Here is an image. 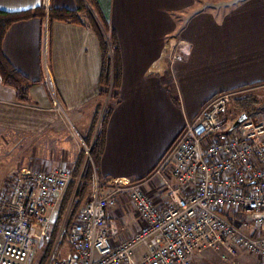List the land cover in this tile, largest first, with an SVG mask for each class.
Returning <instances> with one entry per match:
<instances>
[{
    "label": "crops",
    "instance_id": "1",
    "mask_svg": "<svg viewBox=\"0 0 264 264\" xmlns=\"http://www.w3.org/2000/svg\"><path fill=\"white\" fill-rule=\"evenodd\" d=\"M42 4L0 0V9ZM48 5L74 10L77 1L48 0ZM88 6L115 35L119 79L113 95H100L102 53L88 25L46 17L14 23L4 35L2 53L33 84L27 102H19L0 77V133L7 140L2 139L9 141V153L25 142L22 164L46 169L51 159L73 156L59 138L60 133L69 136L68 127L52 110L51 89L83 133L72 137L78 147L87 141L92 148L97 118L108 107L96 175L100 181H130L147 190L154 186L151 194L165 204L155 170L204 103L219 93L264 86V0H94ZM179 39L190 43L189 55L167 60L166 46ZM109 209V237L130 236L137 217H120L121 209ZM203 258L192 254L191 263Z\"/></svg>",
    "mask_w": 264,
    "mask_h": 264
},
{
    "label": "built area",
    "instance_id": "2",
    "mask_svg": "<svg viewBox=\"0 0 264 264\" xmlns=\"http://www.w3.org/2000/svg\"><path fill=\"white\" fill-rule=\"evenodd\" d=\"M190 50V43L179 39L173 61H182ZM51 92L52 110L64 119L65 110ZM231 94L207 100L156 168L167 191L166 206L130 181H111L115 188L105 194L95 183L67 233V253L59 257L54 246L46 264H192V254L211 250L227 260L238 249L264 264V121L246 117L231 129L225 119ZM71 175L68 165L22 169L7 191L0 190V264H32L38 248L53 241L52 218ZM122 191L140 226L113 241L107 210ZM237 211L247 212L251 224L231 219L230 212Z\"/></svg>",
    "mask_w": 264,
    "mask_h": 264
},
{
    "label": "rangeland",
    "instance_id": "3",
    "mask_svg": "<svg viewBox=\"0 0 264 264\" xmlns=\"http://www.w3.org/2000/svg\"><path fill=\"white\" fill-rule=\"evenodd\" d=\"M46 5H48V0H44V4H42V6L45 7V9L49 7V5L48 6ZM88 5L89 4H87L86 6ZM88 7H89L88 8L89 11L93 14V16L95 15L94 17H97L96 14H94V10H91L90 6ZM81 19L83 21H86L87 20L86 14L84 13L81 14ZM175 44L176 42L170 43L168 46H166L164 55L165 58L169 61H173L172 54ZM256 87L257 88L248 89V90L243 89L240 91H235L234 93H232L230 96L227 97L225 119L228 123H232L241 113H245L244 111L245 109L240 105V102H244L247 100H249L252 104L251 105L252 110L249 113L250 115L248 116V118H251L252 120L255 121H264V86L262 87L256 86ZM66 113L69 116L68 112ZM97 119L98 121H101L102 114ZM63 121L67 124L68 127L67 133L69 134V136L60 133L59 138L63 139L64 143H66L70 153L73 156H71L70 159L67 158L51 159V161H53L54 163L52 164V166H48L46 169L36 165L29 166V165H24L25 163L22 164L23 159H20L21 157L20 155L24 154L25 142H20L16 147V150L9 153L10 151L9 141L6 142L3 141L2 135H4V133L3 134L0 133V190L7 191V188L13 183L14 178L21 172L22 169L45 171L53 167L66 166V165L72 168V175L70 181L68 182L64 191L62 192L57 210L52 218L53 242L49 244V247L47 246L48 244L47 245L43 244L38 248L36 257L32 262V264H46L47 259L50 255L49 251L52 252L54 246L57 247L56 255H58L59 257H63L67 253L69 249V247L66 245L67 233L71 228L72 224L77 221V218L82 211V207L84 203L91 196L94 190L95 183L98 185L100 193L102 194H105L115 188L112 182L100 181L98 175H96V171L93 170L91 147L89 146L88 142L84 141V144L83 142L82 143L80 142L79 143L80 148H79L73 141L72 137L77 138L78 137L77 133L83 136L80 127L77 124H75L76 122L69 120L68 117H65ZM4 138L7 140V136L4 135ZM49 144L52 145L53 142L51 141L49 142ZM87 148H88V154H86L85 152ZM15 153H16V157H15ZM157 168H159V166ZM88 170H90V175L92 176L91 180H89L88 177L84 178L82 176V174ZM94 171H95V175H94ZM155 177L156 179L160 180V183H158L159 185H157L158 186L157 189L160 190L159 188H161V190H163L164 193L167 195V191L163 185L162 180L158 176ZM155 177L152 180V182L156 180ZM141 189L144 192L152 195L151 196L152 199L156 204H158L155 197L153 196L155 195L154 192L153 194H151L153 190H156L154 186H152L149 190L144 188ZM167 202H168V198H167ZM167 202L165 204H158V205L163 207L166 206ZM118 204H120L119 209H121L120 217H122L123 215L125 217L127 216L132 217L133 219L135 217L136 219L138 214L133 208L127 192L122 191L117 195V205ZM117 205L115 206L113 205L114 207L111 206L114 208V209L112 208L113 210L109 209L111 210V213H114L116 210L119 212V209H116ZM229 216H232L230 217L231 219L244 221L245 225L251 224V219L247 214V212H243V211H237L234 213L230 212ZM137 221H139L138 218ZM106 225H107V221H106ZM139 226L140 223H137L135 227V231L136 229H138ZM46 249H50V250L47 251ZM202 256L204 257L203 262L198 261L197 264H259L258 257L253 256L242 249H238L236 255L233 257H229L227 260H222L218 253L212 252L211 250H206L202 252Z\"/></svg>",
    "mask_w": 264,
    "mask_h": 264
},
{
    "label": "trees",
    "instance_id": "4",
    "mask_svg": "<svg viewBox=\"0 0 264 264\" xmlns=\"http://www.w3.org/2000/svg\"><path fill=\"white\" fill-rule=\"evenodd\" d=\"M77 6L74 10H69L63 7L38 6L35 8L24 9L19 11H5L0 9V77L5 86L12 87L16 92V97L19 102H27L28 89L33 84L28 81L18 70H16L5 58L2 53V41L6 31L14 23L29 20L31 18L46 17L48 20L62 21L74 24L88 25L98 37L101 53H102V67L99 79L100 95H113V88H116L119 79V61L117 54V44L114 32L108 26L107 22L96 13L97 17L89 11L87 4L93 5L94 0H76ZM87 3V4H86ZM86 14V21L81 19V14ZM112 90V91H111ZM112 92V93H111ZM244 107L247 117L252 110L251 102L249 100L240 102ZM109 108L105 107L102 113V120L99 123V129L96 132L93 146L91 148V158L93 161V170L96 171V163L102 150L103 140V125L106 121ZM90 168V167H89ZM84 178L88 177L91 180L90 170L82 174ZM91 197V196H90ZM89 197V198H90ZM87 199V201L89 200ZM86 201V202H87ZM53 242V241H52ZM52 242L48 243L51 244ZM47 251L50 249H46ZM50 252V251H49ZM49 254V253H48Z\"/></svg>",
    "mask_w": 264,
    "mask_h": 264
},
{
    "label": "water",
    "instance_id": "5",
    "mask_svg": "<svg viewBox=\"0 0 264 264\" xmlns=\"http://www.w3.org/2000/svg\"><path fill=\"white\" fill-rule=\"evenodd\" d=\"M247 115L245 113H241L231 124V129L239 125L243 120H245Z\"/></svg>",
    "mask_w": 264,
    "mask_h": 264
}]
</instances>
